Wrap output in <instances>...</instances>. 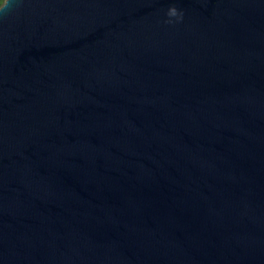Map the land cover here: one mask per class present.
I'll list each match as a JSON object with an SVG mask.
<instances>
[{
  "label": "water",
  "instance_id": "95a60500",
  "mask_svg": "<svg viewBox=\"0 0 264 264\" xmlns=\"http://www.w3.org/2000/svg\"><path fill=\"white\" fill-rule=\"evenodd\" d=\"M0 264H264V0L0 19Z\"/></svg>",
  "mask_w": 264,
  "mask_h": 264
},
{
  "label": "clouds",
  "instance_id": "9594fccd",
  "mask_svg": "<svg viewBox=\"0 0 264 264\" xmlns=\"http://www.w3.org/2000/svg\"><path fill=\"white\" fill-rule=\"evenodd\" d=\"M20 0H0V19H4L7 16L11 15L12 12L16 10L19 6ZM167 15L169 17L180 16L182 18V13H178L175 7H171L168 10Z\"/></svg>",
  "mask_w": 264,
  "mask_h": 264
}]
</instances>
